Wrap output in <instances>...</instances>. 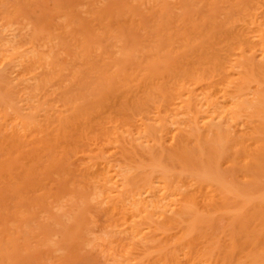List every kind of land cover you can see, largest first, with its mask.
<instances>
[{
  "label": "bare ground",
  "instance_id": "6f19581e",
  "mask_svg": "<svg viewBox=\"0 0 264 264\" xmlns=\"http://www.w3.org/2000/svg\"><path fill=\"white\" fill-rule=\"evenodd\" d=\"M168 1H147L154 13L155 34L148 52H140L152 58L147 67L159 64L167 53L180 57L179 65L164 79L163 74L156 76L158 72L147 73V68L123 105L111 108L107 120L97 125L93 137L80 136L81 148L75 153L83 161L87 183L98 189L95 199L106 214L107 228L113 226L119 233L116 239H103L104 251L118 264H148L139 256L154 253L151 264L254 261L256 257H236L235 236L226 251L218 244L225 252L216 254L212 242L199 241L198 228L203 217L248 211L255 200L259 204L264 200V188L255 174L264 166V0H235L232 12L219 20L192 12L179 0L173 13L166 7ZM19 8L10 0H0L2 143L26 139L41 121L53 124L57 136H62L59 131L70 117L65 115L69 108L46 107L47 101L34 100L28 91L33 83L45 86L54 80L59 67L55 51H65L72 43L88 63L91 52L104 54L99 47L91 50L90 41L70 29L71 23L61 31L70 42L61 41L59 46L53 42L58 48L47 53L37 40L51 41L49 34L15 26ZM106 15L97 14L99 23ZM136 19L132 16V24ZM138 20L137 25L148 30ZM79 24L83 31V23ZM129 52L121 55L129 57ZM102 71L100 81H105L118 68L106 65ZM66 152L63 148L60 154ZM242 172L247 178L238 188ZM235 223L229 220V225Z\"/></svg>",
  "mask_w": 264,
  "mask_h": 264
},
{
  "label": "rangeland",
  "instance_id": "374dc122",
  "mask_svg": "<svg viewBox=\"0 0 264 264\" xmlns=\"http://www.w3.org/2000/svg\"><path fill=\"white\" fill-rule=\"evenodd\" d=\"M10 1L20 7L15 26H29L31 31L26 32L43 29L51 36V41L37 40L47 53L58 48L53 42L58 46L61 41L70 42L61 31L71 23L70 29L80 31V36L90 41L91 50L99 47L104 50V54L98 56L91 52L88 63L81 58L77 45L68 44L65 51H55L53 54L59 64L53 74V84L51 81L45 86L40 82L33 83L32 87L29 85V95L35 96L34 100L39 98L40 102L47 101L46 107L56 104L61 108H69L65 115L70 117L63 123L65 132L64 129L59 131L62 134L60 138L54 125L49 126L44 121L27 132L24 136L26 139L17 138L20 140L16 143L11 141L18 146L2 143L0 138V264H118L104 251L103 239H116L119 233L113 226L108 225L107 228L106 214L95 199L98 189L94 184L87 183L81 167L83 161L77 159L79 154L75 157L81 148L80 136L85 140L87 136L93 137L97 125L107 120L111 108L123 105L125 96L134 91L136 79L147 68V73L154 75L158 72L156 76L163 74L164 79L179 65L180 57L175 53H167L162 55L160 65L157 63L159 66L154 64V67H147L152 58H147L145 53L142 55L140 50L148 52L154 38V31H151L154 13L148 0ZM169 1L167 9L176 13L178 9L175 1L178 0ZM179 1L192 12H202L217 20L230 14L233 10L231 4L235 2L214 0V4H211L212 0ZM226 5H230L231 9H227L229 6ZM97 11L106 12L109 16L106 15L99 23ZM134 15L137 19L132 24ZM138 19L148 30L141 29V24L137 25ZM79 23H83V31L79 30L82 29ZM125 51L130 53L129 57L121 55ZM168 64L173 66L172 69L169 70ZM106 65H116L118 71L107 80L100 81ZM15 72L11 74L13 77L17 74ZM37 103L34 101L33 105ZM22 112L26 113L27 110ZM63 148L67 150L64 156L60 154ZM261 168L255 174L260 177L259 182L262 184L257 181V185L259 183L264 188V166ZM245 178L247 175L242 172L239 183L236 182L238 188L244 185ZM259 203V200H255L248 211L227 210L226 214L203 217L198 228L202 233L199 241L212 242L217 254L228 250L226 246L233 242L235 236L238 244L236 257H256L254 261L242 260L237 264H264L263 257H260L264 255V200L262 204ZM229 220H235L236 223L231 226ZM218 244L224 249L226 247L225 251H222L223 247L217 248ZM156 255L144 257L142 254L138 259L142 258L148 264L147 261H150L151 264Z\"/></svg>",
  "mask_w": 264,
  "mask_h": 264
}]
</instances>
